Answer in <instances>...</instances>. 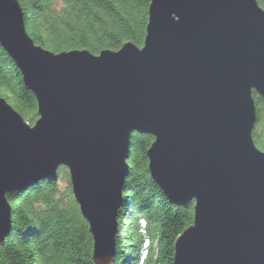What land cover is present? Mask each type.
<instances>
[{"label": "water", "instance_id": "water-1", "mask_svg": "<svg viewBox=\"0 0 264 264\" xmlns=\"http://www.w3.org/2000/svg\"><path fill=\"white\" fill-rule=\"evenodd\" d=\"M0 44L38 100L31 124L0 96V245L13 230L8 194L69 169L94 235L114 264L135 133L170 202L195 204L174 264H264V8L258 0H152L143 46L99 54L37 44L20 0H0Z\"/></svg>", "mask_w": 264, "mask_h": 264}, {"label": "trees", "instance_id": "trees-1", "mask_svg": "<svg viewBox=\"0 0 264 264\" xmlns=\"http://www.w3.org/2000/svg\"><path fill=\"white\" fill-rule=\"evenodd\" d=\"M151 1L20 0L28 32L37 44L55 52L88 49L95 54L117 50L128 41L143 46ZM258 1L264 8V0ZM0 96L31 124L40 117L35 93L1 44ZM254 96L264 123V99L257 92ZM254 136L263 149L264 130H255ZM154 139L150 134L134 135L114 264H174L176 238L195 219L194 202L187 207L171 203L153 179L148 149ZM62 173L69 182L65 189L58 181L43 180L8 194L13 230L0 245V264H98L69 169L62 166Z\"/></svg>", "mask_w": 264, "mask_h": 264}, {"label": "rangeland", "instance_id": "rangeland-1", "mask_svg": "<svg viewBox=\"0 0 264 264\" xmlns=\"http://www.w3.org/2000/svg\"><path fill=\"white\" fill-rule=\"evenodd\" d=\"M255 130H256V131H257V130H264V123L261 122V120L258 121ZM57 181H58V183H59L61 189H65V188H67V186L69 185V182H68V180H67V178H66L65 173L60 174V175H59V178H58ZM86 221H87V220H86ZM87 222H88V221H87ZM88 224H89V222H88ZM120 229H121V231H122V223H121V225H120ZM89 231H90V224H89ZM90 233L92 234L93 239H94V235H93V233H92L91 231H90ZM94 241H95V239H94ZM149 243H150V241H149ZM116 255H117V254H116ZM115 258H116V257H115ZM93 259H94V257H93ZM94 261H95V260H94Z\"/></svg>", "mask_w": 264, "mask_h": 264}, {"label": "bare ground", "instance_id": "bare-ground-1", "mask_svg": "<svg viewBox=\"0 0 264 264\" xmlns=\"http://www.w3.org/2000/svg\"><path fill=\"white\" fill-rule=\"evenodd\" d=\"M61 169V168H60Z\"/></svg>", "mask_w": 264, "mask_h": 264}]
</instances>
